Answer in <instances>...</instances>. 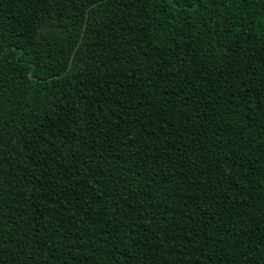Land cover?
<instances>
[{"label": "trees", "instance_id": "1", "mask_svg": "<svg viewBox=\"0 0 264 264\" xmlns=\"http://www.w3.org/2000/svg\"><path fill=\"white\" fill-rule=\"evenodd\" d=\"M0 264H264V0H0Z\"/></svg>", "mask_w": 264, "mask_h": 264}, {"label": "water", "instance_id": "2", "mask_svg": "<svg viewBox=\"0 0 264 264\" xmlns=\"http://www.w3.org/2000/svg\"><path fill=\"white\" fill-rule=\"evenodd\" d=\"M86 17H87V15H86ZM85 27H86V24H84L83 32H84V30H85ZM83 32H82V34H81V37H80V40H79L77 46L75 47V49H74V51H73V53H72V56H71V58H70L69 67L71 66V63H72V60H73L74 54H75V52H76V50H77V48H78V46H79V44H80V42H81V40H82Z\"/></svg>", "mask_w": 264, "mask_h": 264}]
</instances>
